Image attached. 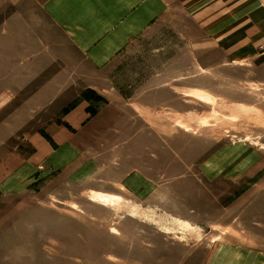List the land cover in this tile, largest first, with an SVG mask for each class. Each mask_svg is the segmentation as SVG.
<instances>
[{"label":"rangeland","instance_id":"374dc122","mask_svg":"<svg viewBox=\"0 0 264 264\" xmlns=\"http://www.w3.org/2000/svg\"><path fill=\"white\" fill-rule=\"evenodd\" d=\"M169 5L82 112L0 64V264H264V0Z\"/></svg>","mask_w":264,"mask_h":264},{"label":"crops","instance_id":"0c3cea01","mask_svg":"<svg viewBox=\"0 0 264 264\" xmlns=\"http://www.w3.org/2000/svg\"><path fill=\"white\" fill-rule=\"evenodd\" d=\"M170 1L0 0L4 79L38 81L31 95H72V105L88 90L116 95L121 90L112 82L111 64L161 22ZM241 15L262 16L256 25L264 32L263 9ZM83 109L78 103L72 114Z\"/></svg>","mask_w":264,"mask_h":264},{"label":"bare ground","instance_id":"6f19581e","mask_svg":"<svg viewBox=\"0 0 264 264\" xmlns=\"http://www.w3.org/2000/svg\"><path fill=\"white\" fill-rule=\"evenodd\" d=\"M92 199L98 200L103 203H113L115 200L120 199L119 196L113 194H107L100 191H95Z\"/></svg>","mask_w":264,"mask_h":264}]
</instances>
